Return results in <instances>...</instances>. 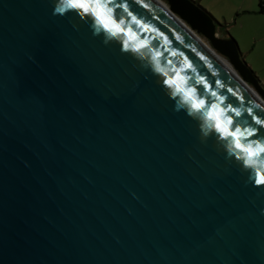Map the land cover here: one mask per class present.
Instances as JSON below:
<instances>
[{"label":"water","instance_id":"1","mask_svg":"<svg viewBox=\"0 0 264 264\" xmlns=\"http://www.w3.org/2000/svg\"><path fill=\"white\" fill-rule=\"evenodd\" d=\"M165 1L102 0L108 40L58 0H0V264H264V153L243 151L264 147L245 81L264 89L204 7Z\"/></svg>","mask_w":264,"mask_h":264},{"label":"rangeland","instance_id":"2","mask_svg":"<svg viewBox=\"0 0 264 264\" xmlns=\"http://www.w3.org/2000/svg\"><path fill=\"white\" fill-rule=\"evenodd\" d=\"M161 1L168 6L165 0ZM242 2V0H233L229 5H220L219 3H211L208 5L206 3V5L210 7L211 11L203 4H199L204 7L215 19V30L218 36H232L237 41L239 49L242 53V58L252 71L255 72V75L260 82L264 84V64H257V61L264 58V13L234 15L233 8H236L238 4H241ZM257 8L259 7L257 6ZM224 15L227 16L223 17ZM180 20L190 28L186 21L181 18ZM193 31L202 42L213 49L210 41L204 35L197 33L195 30ZM252 43L255 44L254 50H252L251 47ZM243 54H245V56ZM220 56L223 60H226L229 67L239 74L226 57L222 55ZM245 83L252 89L255 95L264 101V97L251 83L247 81H245Z\"/></svg>","mask_w":264,"mask_h":264},{"label":"snow or ice","instance_id":"3","mask_svg":"<svg viewBox=\"0 0 264 264\" xmlns=\"http://www.w3.org/2000/svg\"><path fill=\"white\" fill-rule=\"evenodd\" d=\"M112 0H108V3H111ZM70 3L73 8L82 10L85 14H91L96 18L97 23H99L105 30H107L109 33H111L113 36H117L118 34L122 33L124 30L121 28V23H117L116 19L113 18L114 9L112 7H108L107 3L102 2V0H95L94 4H91L88 2V0H70ZM118 6V5H117ZM130 35V33H129ZM132 39H135L134 36H132ZM124 49H129L131 46L129 42L126 40L123 44ZM146 47L145 44L140 43L136 45L134 48H132L133 51L138 52L140 48ZM159 71H163L162 69H158ZM165 76H167V73H164ZM178 75V74H177ZM165 83L169 87H175V93L176 94H183L184 101L183 103H190L191 109L194 110V113H200L202 109L205 108V101L204 100H196L194 99V92L190 89L187 92L181 87L177 85V81L175 79H167ZM213 95H215L213 93ZM213 109L216 108L215 105L212 106ZM209 119H214L216 121L214 127L217 131L223 133L225 137L227 136H233L235 137L237 135L236 132H231L228 130L224 124H222L220 119V113L219 112H209L208 113ZM227 124H231L232 121L228 120L226 122ZM257 123H261V121H257ZM238 131V130H237ZM248 135H255V132H248ZM236 147H240L239 142L237 141ZM244 152L248 154L249 157L256 156L259 153H264V147H259L257 152L252 151L251 146L248 148L243 149ZM249 161H252L249 159ZM259 185H264V174L259 175L258 179L255 181Z\"/></svg>","mask_w":264,"mask_h":264},{"label":"crops","instance_id":"4","mask_svg":"<svg viewBox=\"0 0 264 264\" xmlns=\"http://www.w3.org/2000/svg\"><path fill=\"white\" fill-rule=\"evenodd\" d=\"M197 3H201L203 4L207 9H210V7L208 6L211 3H219L220 5H229L231 4L230 0H195ZM243 2L240 4H238V6L236 8H233V14L234 15H241V14H257V13H264L259 11L260 8H257V6L259 7L261 2L264 5V0H242ZM206 3L208 5H206ZM227 15H224L223 17H226ZM252 50H254L255 48V44L252 43ZM245 56V54H243ZM253 61V60H252ZM257 64H264V58L257 61Z\"/></svg>","mask_w":264,"mask_h":264},{"label":"clouds","instance_id":"5","mask_svg":"<svg viewBox=\"0 0 264 264\" xmlns=\"http://www.w3.org/2000/svg\"><path fill=\"white\" fill-rule=\"evenodd\" d=\"M70 10H75V8H73L71 5L70 0H58V2L55 4V12L56 13L63 15V14H66ZM95 30L97 33L101 32L100 28H95ZM105 36L108 40H111L113 38V35L111 33L106 34ZM180 106L183 107V105H180ZM189 115L194 117V118H198L196 113H194V112L190 111ZM200 128H201L204 136H208L209 133L211 132L210 127H208L207 125H201ZM244 163H245V166H251L253 162L249 161V160H245Z\"/></svg>","mask_w":264,"mask_h":264},{"label":"trees","instance_id":"6","mask_svg":"<svg viewBox=\"0 0 264 264\" xmlns=\"http://www.w3.org/2000/svg\"><path fill=\"white\" fill-rule=\"evenodd\" d=\"M259 8H260L259 11L264 12V5L262 4V2H261V4H260ZM207 13H208V12H207ZM209 14H210V13H209ZM249 68H250V67H249ZM250 69H251V68H250ZM251 71H252V69H251ZM252 73H253V75L257 78V76L255 75V72L252 71ZM258 81H259V83H260V86L264 89V84H262V83L260 82V80H258Z\"/></svg>","mask_w":264,"mask_h":264},{"label":"bare ground","instance_id":"7","mask_svg":"<svg viewBox=\"0 0 264 264\" xmlns=\"http://www.w3.org/2000/svg\"><path fill=\"white\" fill-rule=\"evenodd\" d=\"M224 61V63L229 67V64L226 62V60H223Z\"/></svg>","mask_w":264,"mask_h":264}]
</instances>
